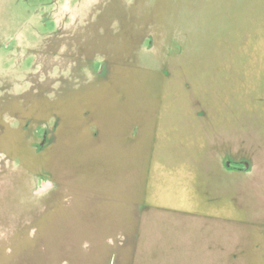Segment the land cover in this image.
<instances>
[{
	"label": "rangeland",
	"instance_id": "obj_1",
	"mask_svg": "<svg viewBox=\"0 0 264 264\" xmlns=\"http://www.w3.org/2000/svg\"><path fill=\"white\" fill-rule=\"evenodd\" d=\"M0 264H264V0H0Z\"/></svg>",
	"mask_w": 264,
	"mask_h": 264
}]
</instances>
